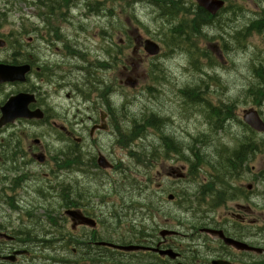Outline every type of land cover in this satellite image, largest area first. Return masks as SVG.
I'll list each match as a JSON object with an SVG mask.
<instances>
[{"label":"flooded vegetation","instance_id":"obj_1","mask_svg":"<svg viewBox=\"0 0 264 264\" xmlns=\"http://www.w3.org/2000/svg\"><path fill=\"white\" fill-rule=\"evenodd\" d=\"M176 1L171 2L170 10H175ZM185 1L196 6L192 0ZM114 2L110 0V4ZM42 7H46L44 13L47 16L62 9L52 5ZM78 7L62 9L61 15L65 14L66 19L59 25L47 22L35 13L41 21L34 22L38 27L33 25L29 34L11 31L5 35L2 28L6 23L0 15V65L27 69L23 80L0 83V106L12 97L23 95L20 104L28 111V116L15 118L0 127V264H264V172L259 164L261 149L264 148V132L256 131L247 124L254 135H251L253 143L232 148L231 159H225L229 175H222L212 162L206 161L209 169L207 176L211 179L209 184L216 190H205L206 197L212 203H215L212 200L214 195L215 199L220 197L223 206L211 205L204 225L220 231L223 238L217 232L204 233L201 229H194L187 236L181 234L180 204H173L171 208L166 205V210L165 205L159 206L158 202H162L160 194H156L159 198L149 194L144 204L143 219L150 226H143L140 239L134 238L137 239L134 242L145 249L126 251L106 245L130 244L128 236H124L126 239L123 240L117 233V217H122V214L116 213L117 205H114L115 212L103 213L99 208L101 205L97 206L100 204L95 197L97 193L89 188L85 190L83 186L87 182L92 183L89 181L92 179L87 178L85 173L80 175L83 173L81 169L76 172L75 160L69 159L74 157L75 152L82 154L84 148L96 150L97 143L94 141L98 136L109 139V151L113 133L117 131L112 119L114 99L111 81L110 85L103 81L102 91L98 89L97 97L91 101L85 100V94H92L93 86L86 85L82 92L76 85L80 83L77 79L71 92L66 86L68 78L80 75L83 67L80 54L84 51L81 46L84 39L79 37L83 25L70 21V14L73 20L82 15ZM112 8L109 10L111 22H108V36L102 32L108 46L104 48L105 52L110 53H105L104 60L91 61L97 65L96 69L100 68L99 62L102 63L104 73L110 74L114 71L117 34ZM257 11L249 27L254 28V35L264 39V6L257 7ZM88 12L94 13L89 9ZM95 14L99 17L97 12ZM60 39L66 41L60 43ZM134 40L138 43L133 49L134 55H138L141 37ZM124 70L128 71L126 67ZM260 70L264 72V68ZM95 76L96 71L92 78ZM263 84L264 79L260 82V85ZM260 87L253 88L252 97L256 96L259 91L256 89ZM63 92L78 102L84 101L83 107L72 117L67 109L57 107L51 101L52 95L61 96ZM257 112L264 122L263 112ZM36 130L41 131L39 138L33 133ZM47 136L53 137V141H46ZM169 140L173 141H166ZM162 145L166 149L172 148ZM107 151H95V164L93 162L88 167L93 171L100 169L98 158L103 156L112 163V171L117 170L119 166L110 160ZM76 159L80 162L81 157ZM175 160L179 161V157L173 154L170 162L177 164ZM35 163L37 166H34ZM178 168L181 169L169 164L168 167L162 166L159 173H163L166 181L175 186L180 179H172L168 174ZM73 176L77 177L76 182L70 181ZM79 177L83 178L82 182L78 181ZM154 210L157 214L152 216ZM168 210L173 214L172 219L164 216ZM72 213L90 221L82 222ZM165 229L172 232L160 234ZM34 230L39 234L32 237ZM124 234L127 235L126 232Z\"/></svg>","mask_w":264,"mask_h":264},{"label":"rangeland","instance_id":"obj_2","mask_svg":"<svg viewBox=\"0 0 264 264\" xmlns=\"http://www.w3.org/2000/svg\"><path fill=\"white\" fill-rule=\"evenodd\" d=\"M88 1L93 4L96 1L101 5L106 4L105 9L96 11L99 17L95 12L89 13L88 8H84L83 4ZM172 1L154 0L158 3L156 7L146 0H115L111 4L110 0H0V13L8 14L4 21L6 25L2 28L5 35L11 31L29 34L33 25L38 27V24L34 23L41 21L38 17L58 25L65 22V14L61 15L62 9L47 16L44 13L46 7H42L45 4L67 9L76 4L79 6V11L81 8L82 15L73 20L70 14V21L83 25L79 35L81 40L84 39L83 44L81 43L84 51L80 54L83 67L80 75L72 77L74 80L68 78L66 86L69 92L74 88L73 83L76 79L80 82L76 85H79L82 92L87 86L101 88L102 77L93 79L92 74L96 71L97 76L103 75V70L96 69L97 65L92 64L91 61L104 60L105 53H110L105 52L104 48L107 44L103 40L104 35L100 32H106L108 36L109 19L104 16H108V9L113 7L118 29H121V32L116 34L114 71L111 74L105 72L104 75L108 78L111 76L114 87L119 86L116 90L118 95L113 96L112 109L114 117L112 119L117 131L113 133L109 151H107L109 139L98 136L94 141L97 143L96 150L84 148L82 154L75 152L74 157L70 156L69 159L75 160L76 172L81 169L83 173L80 175L85 173L87 178L92 179H89L93 181L92 183L87 182L83 186L85 190L89 188L90 191L97 193L95 197L100 200L97 206L101 205L99 208H102L103 213L115 212L114 208H108V203L115 202L116 210L119 206L126 205V202L131 203L130 211L125 210L120 213L123 216L122 223L131 222L136 229H140L139 226H150V223L143 219L142 209L136 207L144 206L146 194L153 195L159 191L158 184L167 186L170 192L179 194L178 196L186 194L185 197H188L189 203H184L181 210L182 231H186L191 222L204 219L211 204L210 199L207 201L206 197L203 201L199 192L204 190L203 185L206 184H208L205 186L206 191L209 189L210 192L216 191L209 184L211 179L207 176L209 169L206 161L212 162L218 172L226 176L229 171L225 159H231L229 156L232 148L247 142L253 143L251 138L253 133L245 125L242 112L252 108L261 110L264 114V84L260 85L264 79V72L260 70L264 68V39L254 35V28L249 27L251 20L258 14L257 7L264 6V0H225V9L214 20L209 21V24L202 27L193 37L187 34L189 29L183 27V35L188 40L174 44L169 42V31H163L164 28L167 24L182 25L180 23L182 18L184 21L193 18L192 11L196 6L191 2L189 5L185 0H177L176 2L181 4L180 7H188V10H182V16L160 17V8H170ZM104 11L105 15H103ZM53 17L60 19H51ZM123 33L132 40L129 49L124 48L126 46L120 43V40L125 38ZM138 36L158 42L161 47L159 56L150 58L144 57L142 53L133 55V37ZM65 41L59 40L60 43ZM123 66H127L128 71L124 70ZM128 76L136 80L135 88L124 85V80ZM259 86L261 87L256 89L259 90L258 93L252 97L251 89ZM184 92L188 94V98L184 96ZM68 95L65 92L61 96L54 94L51 96V101L55 106L67 109L68 115L72 117L83 107L84 101L78 102ZM95 96L94 93L90 94L89 101ZM84 106L87 111L86 102ZM151 120L155 127L150 125ZM139 127L141 130L138 134ZM33 133H36L37 138L41 135L40 130ZM52 138L47 136L46 141L50 143L53 141ZM167 139H173L177 148V152L173 153L180 158L179 161L175 160L177 164L170 162L173 160L172 153H166L167 157L164 156L165 149L162 144H165ZM121 140H125L126 143H121ZM152 148L156 149V157L145 161ZM95 151L110 153V160L117 163L118 169L93 171L89 168L91 163L95 164V154H93ZM193 152L198 154L200 160L194 167L190 164L191 161H196V158H192L194 156L190 157ZM182 153L190 159V162L181 158ZM260 155L259 164L261 171L264 172V148L261 149ZM77 156L81 157L80 162L76 159ZM92 157L94 159L90 160ZM169 164L181 167L172 171L182 172L184 175L175 186L163 178V173H159L162 166L168 167ZM34 166L37 164L35 163ZM219 173L216 175L219 176ZM73 179L71 178L70 181L76 182L77 177L73 176ZM82 179L79 177L78 181L82 182ZM134 182L137 184H133ZM215 196L212 197L216 203L214 207L223 206L221 198L217 195L219 199H215ZM163 200H166L165 195ZM176 201L180 200L176 198ZM218 213H221V207ZM122 230L124 227H120V233H124ZM37 234H39L37 230H34L32 237ZM126 234L128 235L127 230Z\"/></svg>","mask_w":264,"mask_h":264},{"label":"water","instance_id":"obj_3","mask_svg":"<svg viewBox=\"0 0 264 264\" xmlns=\"http://www.w3.org/2000/svg\"><path fill=\"white\" fill-rule=\"evenodd\" d=\"M198 5L203 7L206 11L215 15L217 11L223 6L222 0H196ZM145 50L147 53L154 55L158 53V47L149 40L144 41ZM26 68H13L8 66L0 65V83L5 81H13V80H23V75L26 72ZM125 83L131 87L135 86V81L131 79H127ZM23 95H18L15 97L10 98L7 103L1 108L2 116L0 118V126L8 122H12L17 117H26L28 116L27 108L24 109L21 104V98ZM244 120L248 123L252 128L262 131L264 124L259 119L257 113L255 111H247L244 114ZM98 163L102 167L108 166L105 160L101 157L98 160ZM71 212H69L70 214ZM74 216L77 217L76 214L72 213ZM88 221V220H85ZM126 250H134L137 249L134 246L124 247Z\"/></svg>","mask_w":264,"mask_h":264},{"label":"trees","instance_id":"obj_4","mask_svg":"<svg viewBox=\"0 0 264 264\" xmlns=\"http://www.w3.org/2000/svg\"><path fill=\"white\" fill-rule=\"evenodd\" d=\"M151 0H146V2H150ZM154 0H152L151 2H150V4L151 5H158V3L157 2H153ZM159 1V0H158ZM154 3V4H153ZM58 4H60L59 2H58ZM154 5V6H155ZM177 5V4H176ZM175 5V8H177V7H179L181 4H180V2H179V4L176 6ZM161 9V15L159 14V16L160 17H164L165 15H168L169 17H177L178 15H183V12H182V10H188V7L187 8H185V7H180V8H178V10L177 11H174L173 12V10H170V8H160ZM180 11V12H179ZM193 14H194V16H193V18H191V19H188L187 21H184L183 20V18L181 19V21H180V23L183 25V27H185V26H188L189 27V35H190V37L192 36V34L193 33H195V32H198V30H199V28H201V27H203V25L204 26H206V25H208L209 24V21H211V19L210 18H212L209 14H207L205 11H203L202 9H200V8H198V7H196L193 11ZM210 17V18H209ZM215 18V17H214ZM212 20H214V19H212ZM258 22V20L256 21V23ZM181 32L183 33V28L181 27V26H174V27H172V38H170V40L172 41V43L174 42H176V43H179V42H177L176 40H180L181 39V37H179V36H181L182 34H181ZM184 94V96L185 97H187L188 98V94L186 93V92H184L183 93ZM196 98H198V96H196ZM152 121V120H151ZM151 121H148V122H151ZM156 122H158V120H156ZM150 125L152 126V127H155V124H154V122L152 121V123H150ZM140 130H141V127H139V131H138V134L140 133ZM133 136H135V135H133ZM162 140H164V139H162ZM170 141V140H169ZM162 142V141H161ZM164 142V141H163ZM165 144L164 145H169L170 147L172 146V148H168V149H170V150H172V152L174 151V152H176L177 151V148L174 146V143H173V141L171 140L170 142H167V141H165L164 142ZM191 154H193V156L197 159V162L198 161H200L199 160V156H198V154L196 153V152H193V153H191ZM181 156H182V158H186L185 157V155L182 153L181 154ZM194 162H195V160H194ZM184 198V197H183ZM184 203H186L187 204V201H186V199H183L182 200V204H181V206L184 204ZM182 208V207H181ZM190 208H191V205H190Z\"/></svg>","mask_w":264,"mask_h":264},{"label":"bare ground","instance_id":"obj_5","mask_svg":"<svg viewBox=\"0 0 264 264\" xmlns=\"http://www.w3.org/2000/svg\"><path fill=\"white\" fill-rule=\"evenodd\" d=\"M152 1V0H151ZM150 1V2H151ZM149 2V3H150ZM154 2V1H153ZM154 4V3H153ZM162 4V3H161ZM155 5V4H154ZM160 5V4H159ZM153 6V5H152ZM156 6V5H155ZM157 7V6H156ZM154 8V7H153ZM160 18V17H159ZM204 26V25H203ZM251 29V28H250ZM250 29H248V30H250ZM248 32V31H247ZM166 42V41H165ZM168 43V42H167ZM168 48V47H167ZM255 70V69H254ZM155 78V77H154ZM220 112H221V110H220ZM221 115V114H220ZM154 120V119H153ZM155 122H156V120H155ZM162 123V122H161ZM158 124V123H157ZM160 124V123H159ZM161 125V124H160ZM160 127V126H159ZM166 127V126H165ZM126 178V177H125ZM134 190V189H133ZM131 191V190H130ZM204 201V200H203ZM201 205V204H200ZM198 206V205H197ZM205 206V205H204ZM213 206V205H212ZM214 207V206H213ZM190 208V207H189ZM197 207H195V209H196ZM138 209V208H137ZM187 209V208H186ZM186 211V210H185ZM189 211V210H188ZM199 211V210H198ZM183 212V211H182ZM200 212V211H199ZM198 212V213H199ZM133 213V212H132ZM184 213H186V212H184ZM205 213V212H204ZM201 217V216H200ZM203 219V218H202Z\"/></svg>","mask_w":264,"mask_h":264}]
</instances>
